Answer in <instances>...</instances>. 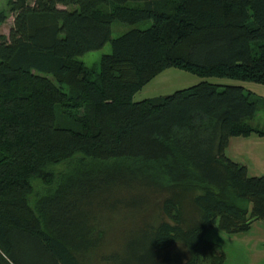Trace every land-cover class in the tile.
<instances>
[{
    "label": "trees",
    "instance_id": "trees-1",
    "mask_svg": "<svg viewBox=\"0 0 264 264\" xmlns=\"http://www.w3.org/2000/svg\"><path fill=\"white\" fill-rule=\"evenodd\" d=\"M8 7L0 13V29L14 18L9 36L0 32V264H86L93 255L106 264H224L206 232L238 235L264 223V175L250 177L226 153L231 138H264L253 124L264 98L202 82L133 99L170 68L264 85V0ZM147 21L112 38L116 23ZM109 42L98 66L78 59ZM116 212L139 218L106 253L101 216Z\"/></svg>",
    "mask_w": 264,
    "mask_h": 264
},
{
    "label": "rangeland",
    "instance_id": "rangeland-1",
    "mask_svg": "<svg viewBox=\"0 0 264 264\" xmlns=\"http://www.w3.org/2000/svg\"><path fill=\"white\" fill-rule=\"evenodd\" d=\"M9 0H0V13L5 12L9 14L8 7ZM14 25V18L9 15L7 21L2 25L0 32L9 36L10 31ZM152 25L151 21L141 23L138 25H124L116 23L113 25L112 38L116 39L124 35L132 29L145 30ZM112 53V46L109 42L100 50L89 52L78 59L86 64L88 67L98 66L101 58L104 55ZM202 82H209L211 84L224 88L226 86H241L246 92L253 91L254 94L264 95L261 88L264 85L255 83H248L242 81H236L231 79H219V78H200L197 75L189 72L170 68L158 75L153 81L146 85L139 93H137L133 99L134 102H140L146 99L158 98L163 96L172 95L177 91L184 90L193 86H196ZM252 92V93H253ZM261 97V96H260ZM255 126L264 129V109L259 112L256 119L253 121ZM256 137V135H253ZM253 137V138H254ZM244 138H231L226 153L232 155L238 146L239 142H243ZM58 169L60 167H57ZM56 168V169H57ZM250 177H260L264 175L261 171H251L248 173ZM35 182L34 185H37ZM153 211V210H152ZM108 215V214H107ZM103 216V215H102ZM102 221L107 224L108 236L106 238V253L121 248L123 244L124 230H128L132 227L133 221L138 219V216L132 218L128 216V219L124 218L121 214L116 212L106 218H102ZM150 216V215H149ZM138 221V220H137ZM136 222V221H135ZM137 232H134L131 237H134ZM127 236V235H126ZM205 238L220 246L224 255V264H264V223L261 221H255L249 232L230 235L221 231L217 226L209 229L206 232ZM103 250L101 251L103 253ZM105 253V252H104ZM183 254V253H181ZM187 254L182 256L186 259ZM86 264H106L101 260L99 256H92L87 258ZM183 264V263H182Z\"/></svg>",
    "mask_w": 264,
    "mask_h": 264
},
{
    "label": "crops",
    "instance_id": "crops-1",
    "mask_svg": "<svg viewBox=\"0 0 264 264\" xmlns=\"http://www.w3.org/2000/svg\"><path fill=\"white\" fill-rule=\"evenodd\" d=\"M264 92V88H261ZM253 92V91H251ZM254 93V92H253ZM264 98V95H259ZM252 135L249 138H244L243 142H239L232 155L227 153V156L233 161L247 167L248 173L251 171L264 172V138ZM230 146V145H229Z\"/></svg>",
    "mask_w": 264,
    "mask_h": 264
}]
</instances>
